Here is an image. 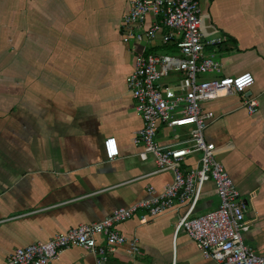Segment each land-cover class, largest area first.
<instances>
[{
  "label": "crops",
  "instance_id": "obj_1",
  "mask_svg": "<svg viewBox=\"0 0 264 264\" xmlns=\"http://www.w3.org/2000/svg\"><path fill=\"white\" fill-rule=\"evenodd\" d=\"M131 0H0V264L17 248L47 242L60 233L102 221L117 208L148 199L172 181L140 159L133 138L141 126L125 80L132 57L118 29ZM205 33L225 38L214 52L219 72L205 80L245 72L254 84L245 95L202 103L213 113L204 132L240 193L249 230L244 244L264 257V0H201ZM202 79V80H203ZM257 101L249 115L244 100ZM160 126L155 142L169 145L177 133ZM116 139L119 156L106 161L103 142ZM199 167V155L182 163ZM211 180L193 216L215 209ZM185 207L148 218L138 211L116 231L138 240L140 254L118 247L99 264H218L174 229ZM101 244V241H98ZM79 247L50 264H98Z\"/></svg>",
  "mask_w": 264,
  "mask_h": 264
},
{
  "label": "built area",
  "instance_id": "obj_2",
  "mask_svg": "<svg viewBox=\"0 0 264 264\" xmlns=\"http://www.w3.org/2000/svg\"><path fill=\"white\" fill-rule=\"evenodd\" d=\"M119 37L132 57L126 89L135 104L142 126L133 144L141 147L140 159L152 157L156 172H168L172 181L157 192L149 186L148 199L117 208L102 221L84 224L56 235L47 242L17 248L4 264H50L71 247L96 255L97 263L125 246L131 256L140 254L138 240L127 239L115 226L131 219L138 211L141 224L170 211L176 204L185 207L174 229L184 232L205 259L218 264H264V257L244 244L243 234L250 228L240 193L217 160L219 149L204 138L213 113L203 111L202 103L233 94L245 95L254 84L253 76L242 73L218 79L198 77L219 72L213 61L214 49L225 38L209 39L198 0H131L120 19ZM177 51L180 56L159 55L157 51ZM169 73L176 75L169 77ZM170 79V82H163ZM249 115L257 112V101L246 97ZM190 127L185 136L175 133L172 142L160 146L155 138L160 126ZM106 161L119 156L116 139L103 142ZM199 155V167L183 171V161ZM211 180L218 199L215 209L193 216L203 195L204 184ZM101 241V244L98 241Z\"/></svg>",
  "mask_w": 264,
  "mask_h": 264
},
{
  "label": "rangeland",
  "instance_id": "obj_3",
  "mask_svg": "<svg viewBox=\"0 0 264 264\" xmlns=\"http://www.w3.org/2000/svg\"><path fill=\"white\" fill-rule=\"evenodd\" d=\"M198 2H199V5L202 6L201 0H198ZM157 54H159V55L166 54V55H172V56H180L177 51L173 50L172 52H170V51L165 50L164 48L159 49V51H157ZM174 75H176V74L169 73V77H172ZM198 78L199 79H203L201 76H199ZM203 80H205V78ZM163 82H166V83L168 82L169 83L170 82V79H164Z\"/></svg>",
  "mask_w": 264,
  "mask_h": 264
},
{
  "label": "flooded vegetation",
  "instance_id": "obj_4",
  "mask_svg": "<svg viewBox=\"0 0 264 264\" xmlns=\"http://www.w3.org/2000/svg\"><path fill=\"white\" fill-rule=\"evenodd\" d=\"M119 24H120V22H119Z\"/></svg>",
  "mask_w": 264,
  "mask_h": 264
},
{
  "label": "water",
  "instance_id": "obj_5",
  "mask_svg": "<svg viewBox=\"0 0 264 264\" xmlns=\"http://www.w3.org/2000/svg\"><path fill=\"white\" fill-rule=\"evenodd\" d=\"M175 130V129H174Z\"/></svg>",
  "mask_w": 264,
  "mask_h": 264
}]
</instances>
